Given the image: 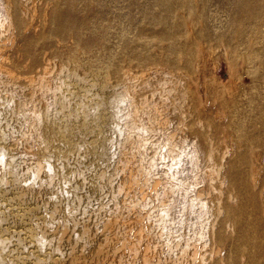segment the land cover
Wrapping results in <instances>:
<instances>
[{"label":"bare ground","instance_id":"obj_1","mask_svg":"<svg viewBox=\"0 0 264 264\" xmlns=\"http://www.w3.org/2000/svg\"><path fill=\"white\" fill-rule=\"evenodd\" d=\"M216 1L228 17L219 27ZM123 2L118 56L104 75L85 69L90 87L109 84L114 63L140 71L126 67L115 90L98 89L102 107L84 127L77 120L89 113L78 117L49 65L34 76L10 62L8 48L29 36L34 0H0V264H264V0ZM64 16L52 20L55 35L83 30ZM209 43L241 59L250 79L212 89L213 102ZM18 122L26 127L16 132ZM119 128L128 133L113 164L114 212L80 210L95 182L84 173L78 184V137L89 133L87 155L104 160L112 145L100 133Z\"/></svg>","mask_w":264,"mask_h":264},{"label":"rangeland","instance_id":"obj_2","mask_svg":"<svg viewBox=\"0 0 264 264\" xmlns=\"http://www.w3.org/2000/svg\"><path fill=\"white\" fill-rule=\"evenodd\" d=\"M101 1L104 3H102ZM115 5H116V10L114 8ZM124 5H125V2H123V0H34V10L35 11L33 10L34 12L32 13V19H31L32 28L30 29L31 31L29 30L30 32L28 31V35H29L28 38H25L22 42L18 44H16L15 42L14 45L9 47L7 51L9 58H11L10 62L12 61V63L15 62L14 64H18V66L20 67L19 70L25 69L26 71L32 72L31 75L37 76L38 74L42 72V70L45 68L46 65H49V73L51 75L54 74L56 77L54 79L55 84H57L59 87L61 86V89L58 90V92L62 93L64 92L62 90H65V92L67 93L65 95L67 97L69 96L68 98L71 99L70 101L73 105V108L75 110L78 109L77 111H80L77 113L78 115L83 113L82 116H84L85 112H87V114L89 113L90 116L92 115L91 117H89V114H88V117L85 118L87 116V114L85 113L86 115L84 118L86 120L81 118L82 117L81 115L78 116L82 120L79 119L77 121H79V123L82 121V124L83 125L85 124L84 127H89L88 126L89 124L94 123L93 122L95 119L94 115H97L99 113L98 110H100L102 107L101 105L100 106L97 105V102L99 101V97H100L99 93L103 92L107 86H110L111 88L113 87V89L115 90L116 87L119 85L118 81L121 79L120 78L121 77L120 75L122 74L121 72L126 67L127 68H129V66L134 67V71L136 72L140 71L139 68L135 67L134 65H130L127 62H119L118 64L113 62L115 65L119 67L118 74L113 76L114 79L113 77H111L109 84H107L105 81L102 80L101 81L102 83L101 82L96 83L95 86L90 87V85L93 84V82L91 81L92 79L88 77L89 76L87 74L88 71L85 69L86 67L88 70L96 71L93 73L97 75L98 74L104 75L107 72V65H108L107 62L110 60V57L116 55V53L117 55L114 57L118 56L119 54V52L117 51L118 50L117 47L119 45L118 44L119 43V37H118L119 32L118 31L120 27L117 22L118 21L117 15H118V10L121 8V6L123 8ZM212 6L213 7H211V12H210L211 25L212 26L214 25V27L222 26L227 21V18H228L226 16L227 14L225 13V9L223 12L220 7V4L217 3V1ZM133 9H136V8L133 7ZM58 13L65 15L64 18L68 20L70 23L78 21L82 27L84 26L83 30L81 29L82 32L80 31L77 34L74 31L69 30L64 35H61V36L55 35V33L51 31V27H52V20L55 18L56 14ZM125 25H128V23H125ZM50 33L52 34V36L49 37V35H51ZM45 37L47 39H45ZM42 39L45 41V44L41 43ZM212 44L209 43L205 45V48L212 50V51L210 50L211 51L210 55H209V50H208L207 56L209 58L208 60L211 62L210 63V66H211L210 67V73H211L210 77L212 80L211 82H214V83L211 84L209 80L205 84V87L207 88L206 93L208 96V100L210 102H213L214 100L213 90L215 88H223V86H226L230 84L231 82L236 83V84L242 83L245 85L250 83L249 76H247V74H245L243 71L242 60L239 59L236 55L228 53L224 49L223 46H221L222 47L221 49L220 46H214ZM153 45L155 46H153L152 50L153 51L158 50L154 52H156V54H158L159 56H163L162 55L163 53L161 52L162 50L161 46L158 44H153ZM211 46H213V48ZM223 49L224 51L227 52V54L223 51ZM26 52H29L31 56H28ZM159 53H161V55ZM71 56H74V57H71ZM69 58H71V60H69ZM72 58H74L75 60L74 59L72 60ZM73 62H79V64H81V68L77 69L75 67V64H73ZM125 63L127 65H125ZM56 64L59 67H58V70L55 72L54 65ZM76 71H78V73ZM76 75L79 77H76ZM231 76L232 77L234 76L235 78L233 77V79L235 80L232 81ZM214 78L216 80H214ZM68 81L70 83H68ZM217 81L219 83H216ZM63 82H64V85H62ZM65 82L66 84L68 83L67 86ZM219 84L221 87L219 86ZM68 85L70 86L68 87ZM96 85H97V89H96ZM212 85L213 86L215 85V87H212ZM87 93L88 94L90 93V95H87ZM114 93L117 94L116 91ZM92 96L93 98H96V100L93 99ZM72 97H74V99H72ZM75 99H76V103L74 101ZM81 103H84V104H81ZM93 103H96V104L92 105ZM82 105L84 106V108H82L83 107ZM85 108H87L88 110ZM92 108H94L95 110ZM90 111H92L93 113H91ZM89 119H91L92 121L90 122ZM119 119H120L121 124L125 123V120L122 117V115L119 117ZM87 121L88 123H86ZM25 127H26L25 125H21L20 122H18L15 125V131L17 132L18 130L20 131L24 130ZM133 132L134 130H131V133ZM84 133L80 134L77 140L78 146H79L78 149L82 150L81 153L78 154L77 157H75L79 163L78 168H79L80 175L78 176V184L80 185V188L83 189L86 185H83L84 178L82 174L90 173L92 179L95 182V186H93L91 188L92 190L90 189V191L89 190L85 191L84 189L85 192L81 193L82 201L80 204L77 202L76 206L80 210L89 208L90 211H92V214L94 215L99 214V212L101 211H105V212L113 214L114 209H115V203H114L115 199L113 197L114 192L115 190H117L119 184L121 183L120 178L117 176V171L114 170L113 168V164L118 158L117 156L118 148L119 149L122 148V143L126 140L128 132L119 128L118 131L107 129L105 133L104 131L100 133L101 134L100 136L104 140L110 141L112 145V147L110 148L109 157L105 158L104 160L100 159L99 156L97 155L96 156L87 155L86 152L89 149L88 142L90 140V134L85 133L84 135ZM85 136L86 138H84ZM101 146L102 145L100 144H98V146L96 145V149L98 150L97 152H100V153L103 152V149ZM97 147H100V148H97ZM95 160L98 162H96ZM102 173L105 174V178L101 180L100 176ZM67 180H69V175L68 174H66L65 176L62 175L60 183L63 185L67 183ZM101 184L104 186V188H101ZM65 199H64L65 201L63 203V206L68 205V203L72 204L71 202L72 199L70 195L67 194L65 196Z\"/></svg>","mask_w":264,"mask_h":264}]
</instances>
